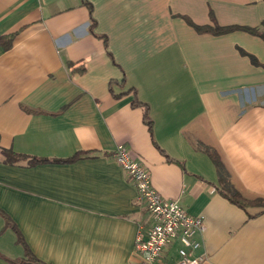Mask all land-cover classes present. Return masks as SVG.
<instances>
[{"label":"crops","instance_id":"obj_1","mask_svg":"<svg viewBox=\"0 0 264 264\" xmlns=\"http://www.w3.org/2000/svg\"><path fill=\"white\" fill-rule=\"evenodd\" d=\"M211 18L264 34V0H0V264H139L119 145L203 218V264H264V40Z\"/></svg>","mask_w":264,"mask_h":264},{"label":"built area","instance_id":"obj_2","mask_svg":"<svg viewBox=\"0 0 264 264\" xmlns=\"http://www.w3.org/2000/svg\"><path fill=\"white\" fill-rule=\"evenodd\" d=\"M113 160L129 176L138 199L153 219L148 227L139 226L135 234L139 264H164L175 243L179 246L171 264H203L206 255L197 238L204 231L203 218L191 216L176 202L161 197L152 187L148 171L123 146L114 149Z\"/></svg>","mask_w":264,"mask_h":264},{"label":"trees","instance_id":"obj_3","mask_svg":"<svg viewBox=\"0 0 264 264\" xmlns=\"http://www.w3.org/2000/svg\"><path fill=\"white\" fill-rule=\"evenodd\" d=\"M211 20H212V25H205V26L192 25V26L199 33H209V34H213V35H221V34H225V33H228V32L234 31V30H241V31H245L251 35L258 36L264 40V34L261 33L258 30V28H247V27H237V26H219L217 23H215L213 18H211ZM10 42L11 41L8 40L7 46H10ZM250 60L252 63L258 65V63L256 62V60L253 57H250ZM145 119H146V124L150 130L151 129V121L148 119V117L146 115H145ZM1 154L3 156V161L5 163H8V164L17 163L18 161L25 160V159H30L29 161H31L33 159L35 162H39V160H36L35 158H29L26 155L18 154V153H15L13 151H10V150H1ZM81 155H87V154L78 152V153H75L71 158H69V160L79 158ZM210 157H211L213 163L217 166V170H219V173H220V171H222L223 168L221 167V164H220L218 158L216 156H213V155H210ZM225 176H227V175L225 174ZM225 176L221 175V183L223 184V185L221 184L223 186L221 188L222 195L224 197H226L233 204H236L237 206H239L241 208H247V206H249L248 201L242 199L240 197V194L232 189L231 185L227 181L228 178ZM255 203L257 206H262L264 208V200H257V201H255ZM261 204H263V205H261ZM261 212H264V209ZM19 242L21 243L20 238H19ZM25 254L26 255L24 258L18 260L14 264H45V263L37 260L30 252L26 251Z\"/></svg>","mask_w":264,"mask_h":264},{"label":"rangeland","instance_id":"obj_4","mask_svg":"<svg viewBox=\"0 0 264 264\" xmlns=\"http://www.w3.org/2000/svg\"><path fill=\"white\" fill-rule=\"evenodd\" d=\"M222 174V173H221ZM223 175V174H222ZM225 177H227V176H225ZM222 184V183H221ZM223 185V184H222ZM254 203V206H256V203L255 202H253ZM253 203H250V202H248V205L250 206L251 204H253ZM261 205H263V204H261Z\"/></svg>","mask_w":264,"mask_h":264}]
</instances>
